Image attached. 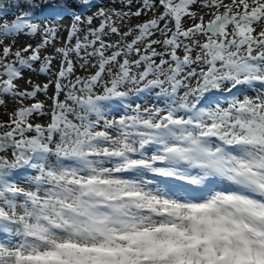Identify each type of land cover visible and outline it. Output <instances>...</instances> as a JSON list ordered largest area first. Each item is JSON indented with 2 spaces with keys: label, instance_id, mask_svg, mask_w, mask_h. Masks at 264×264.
Returning <instances> with one entry per match:
<instances>
[{
  "label": "snow or ice",
  "instance_id": "snow-or-ice-1",
  "mask_svg": "<svg viewBox=\"0 0 264 264\" xmlns=\"http://www.w3.org/2000/svg\"><path fill=\"white\" fill-rule=\"evenodd\" d=\"M71 2L0 5V264H264V0Z\"/></svg>",
  "mask_w": 264,
  "mask_h": 264
},
{
  "label": "rangeland",
  "instance_id": "rangeland-1",
  "mask_svg": "<svg viewBox=\"0 0 264 264\" xmlns=\"http://www.w3.org/2000/svg\"><path fill=\"white\" fill-rule=\"evenodd\" d=\"M231 0H225V3H230ZM0 5L3 6V9L7 12H9V15L7 16V19L8 20H11L14 16L13 14V10L11 8H9V5L7 2H3L2 0H0ZM70 8L72 9H76L75 5L74 4H71L69 3L68 5ZM46 10V8L43 10L42 13H44ZM134 10V9H133ZM92 11H96L95 8L92 9ZM221 11H223V9H221ZM41 14L39 15H35L38 19H43L44 16ZM91 14V13H89ZM201 15H204V19L205 21H207L210 16L209 15H206L204 14L203 12L200 13ZM149 15H151V13H149ZM148 19V16H142L140 17L139 19L137 18H133L132 21H131V25L134 26L140 22H142L143 20H146ZM60 25H61V36L64 37L66 36V28L69 26V23H70V18L69 17H65L63 20H61L60 22ZM191 24V21H188L186 20L185 21V27L189 26ZM95 26V25H94ZM261 27H264V25H261L260 27L257 28V31L260 30ZM36 39H39V37H37ZM27 41L21 37L20 40L18 41V43L16 44V47L19 48V47H23L24 44L26 43ZM33 43H35V41H32ZM74 42V41H73ZM38 67V66H37ZM54 67H57L56 65H54ZM94 71V70H93ZM77 72L79 75H86L85 72L77 69ZM31 79L32 83L33 84H39V85H43L45 82H47V77L46 76H40V75H36V74H33V73H29L27 71H25L24 73V79L19 81V89L20 90H25V89H28L30 90L31 88V85H28L25 83V81H27V79ZM36 81V82H35ZM50 92H51V89H50ZM250 95L254 94V93H249ZM6 100V103L4 105H0V124H5L7 125L9 123V114L14 112V110L18 107H20V105L14 103L12 100L8 99V98H4ZM38 99H44V97L42 95L38 96ZM141 104H144V105H147V106H151L155 101H154V98L153 97H148L147 99H145L144 97H140L139 100L137 101ZM31 102H26L24 106H28V104H30ZM33 122L34 123H41L43 122L42 120L40 119H33ZM9 128L7 127H4V128H0V133L2 132H5V131H8ZM6 155H8L9 159L11 158V155H10V152L7 153ZM21 187H27V185H25L24 183H21L20 184Z\"/></svg>",
  "mask_w": 264,
  "mask_h": 264
},
{
  "label": "trees",
  "instance_id": "trees-1",
  "mask_svg": "<svg viewBox=\"0 0 264 264\" xmlns=\"http://www.w3.org/2000/svg\"><path fill=\"white\" fill-rule=\"evenodd\" d=\"M3 2H7L9 5V8H11L14 12L13 14H19L21 10H31L32 12L35 13V15H39L43 12V10L49 6L42 5L40 8H35V9H29L28 6L25 3H20L19 7L15 6V0H2ZM34 2L39 3V0H34ZM69 3L74 4L75 7L77 8V5L75 3H72L71 0H69Z\"/></svg>",
  "mask_w": 264,
  "mask_h": 264
},
{
  "label": "bare ground",
  "instance_id": "bare-ground-1",
  "mask_svg": "<svg viewBox=\"0 0 264 264\" xmlns=\"http://www.w3.org/2000/svg\"><path fill=\"white\" fill-rule=\"evenodd\" d=\"M28 80V79H27ZM36 82V81H35Z\"/></svg>",
  "mask_w": 264,
  "mask_h": 264
}]
</instances>
